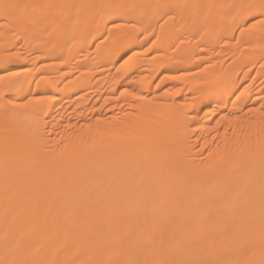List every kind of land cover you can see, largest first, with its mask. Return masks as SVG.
Wrapping results in <instances>:
<instances>
[{"label": "bare ground", "instance_id": "1", "mask_svg": "<svg viewBox=\"0 0 264 264\" xmlns=\"http://www.w3.org/2000/svg\"><path fill=\"white\" fill-rule=\"evenodd\" d=\"M170 1L174 7L181 5ZM197 1L184 3L191 13L200 7L206 15L212 0ZM255 1L245 3L244 16L264 12H256ZM27 2L17 6L15 0H0V17H51V26L58 30L52 40H22L19 49L30 44L51 58L67 43L59 65L64 70L61 82H66L58 89L53 79L42 75L39 81L50 85L48 96H43V84L40 95L0 123V145L9 138L23 158L16 168L8 166L15 155L0 161V264H264V163H253L254 155L264 154V117L231 123V135L222 140L227 147L217 149L204 163L190 158L185 142L188 129L198 130L199 120L188 112L171 115L176 104L167 108L171 114L161 122L146 120L140 112L126 121L85 120L82 128L65 137L62 147L47 150L43 145L51 136L45 128L56 129L51 120L61 108L62 96L72 98L87 90L90 71L109 59L137 61L143 45L140 27L124 29L128 21L146 24L143 12H151L153 5L138 0ZM83 3L88 6L77 8ZM131 8L138 11L131 14ZM229 9L232 14L237 7L231 3ZM105 13L114 32H109L110 41L94 49V59L78 77H68L67 60L93 36L89 29L100 25ZM12 58L19 60L13 68ZM30 60L19 53L7 58L0 54V95L12 94L17 106L23 104L19 94L29 81L21 74ZM193 60H181L179 68L191 66ZM46 62L41 66L49 70ZM237 66L222 73L208 67L202 81L189 84V106L197 105L198 113L206 114L213 100L226 99ZM164 68L169 77H176ZM247 91L245 86L243 102L249 108L259 97ZM46 105L44 120L38 115ZM241 109L236 106L233 114ZM175 124H180L178 133L166 132V125ZM26 144L33 146L31 152L25 153Z\"/></svg>", "mask_w": 264, "mask_h": 264}, {"label": "rangeland", "instance_id": "2", "mask_svg": "<svg viewBox=\"0 0 264 264\" xmlns=\"http://www.w3.org/2000/svg\"><path fill=\"white\" fill-rule=\"evenodd\" d=\"M33 1L35 0H15V4L19 6ZM138 1L151 3L153 9L151 12H143L147 18L146 24L138 25L128 21L124 29L133 31L134 26L140 27L139 36L143 45L137 61L133 59L131 63L126 64L124 57L117 60L109 59L106 64L97 65L98 67L92 69L88 76L85 75L90 79L87 90L81 89L78 95L72 98L62 96L61 108L51 120L56 129L46 126L45 131L51 136V140L44 144L43 148L51 150L62 147L65 137H69L75 129L82 128L85 120H89L90 124L99 119H107L108 122L110 119L126 121L140 112L146 120L161 122L160 120L171 114L167 108L176 104L171 115L188 112L195 114L199 120L198 130L188 129L185 142L189 146L190 158L204 163L217 149L227 147L226 144H222V140L224 135L225 137L231 135L232 127L229 126L231 123L243 118L254 120L264 117V12L257 15L254 11L251 16L243 15L245 3L255 0H212V7L206 15H203L200 7H195L191 13L189 11L191 7H186L185 0H178L181 4L179 7H174L170 0ZM200 1H197V4H200ZM231 3L237 7L232 14L229 9ZM254 5L257 12V9L264 8V0H256ZM86 6L88 4L83 3L77 8L84 9ZM137 11L136 8L130 9L131 14ZM199 15H203L204 19L198 18ZM246 19L248 20L244 23ZM93 20L94 17L91 18V22ZM19 22L23 26L18 25ZM116 23H122V19ZM143 25H146L144 29ZM110 26L105 13L100 25L95 29L92 27L89 29L93 36L81 44L67 60L65 70L68 77H78L81 69L94 59V49L99 44H107L110 41ZM223 27L226 28L222 29ZM57 33L58 30L51 26V17L40 21L31 18L29 13L11 21H8L5 14L0 17V43L7 41L0 48L2 58L19 53L20 57L31 59L27 72L21 74L29 81L19 94V97L23 96L22 106L15 104L18 99L12 94L1 92L0 123L10 114L21 110L32 96L40 95L39 87L44 84L39 81L42 75L53 79L59 85L58 89L66 82L65 80L61 82L59 74L64 70H61L59 65L61 59L66 56L67 43L60 51L50 56L51 58L44 57L42 51L30 44H25L21 50L19 49L22 40L50 42ZM157 39H163L165 43L159 45L155 43ZM89 50L92 53L88 54ZM250 52L251 57L248 56ZM186 58L194 59L192 65L180 69V61ZM44 62L51 64L49 70L42 68L41 64ZM16 63H19V60L12 58L11 67H16ZM235 63H238V66L234 69L232 85L226 99L213 100L206 114L202 111L198 113L197 105L189 106L193 97L189 84L202 81L203 76L211 68L222 73ZM165 66L171 69L175 78L167 75ZM44 86L43 96L45 94L48 96L50 85L47 82ZM245 86L248 88L246 95L259 97L249 108H246L243 102L242 90ZM79 102L84 104L83 108L78 106ZM238 105L242 109L234 115L233 108ZM47 106L43 107L38 115L44 120L47 116ZM262 120L264 121V118ZM179 126L180 124L173 127L166 125L165 129L168 133H178ZM24 137L26 141L28 135L25 134ZM32 149V145L26 144L25 153L31 152ZM10 154L15 155V159L8 166L16 168L22 163L23 158L12 148L11 140L5 138L0 145V161L6 162ZM253 163L256 165L264 163V154L254 155Z\"/></svg>", "mask_w": 264, "mask_h": 264}]
</instances>
